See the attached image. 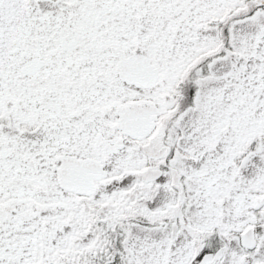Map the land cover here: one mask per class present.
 <instances>
[{
  "label": "snow or ice",
  "instance_id": "obj_1",
  "mask_svg": "<svg viewBox=\"0 0 264 264\" xmlns=\"http://www.w3.org/2000/svg\"><path fill=\"white\" fill-rule=\"evenodd\" d=\"M0 264H264V0H0Z\"/></svg>",
  "mask_w": 264,
  "mask_h": 264
}]
</instances>
